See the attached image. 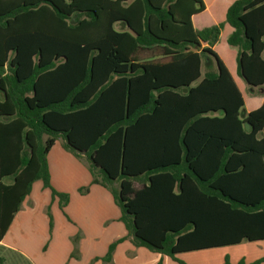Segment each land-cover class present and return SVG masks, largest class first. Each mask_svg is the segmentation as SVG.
I'll return each mask as SVG.
<instances>
[{"label":"trees","instance_id":"trees-1","mask_svg":"<svg viewBox=\"0 0 264 264\" xmlns=\"http://www.w3.org/2000/svg\"><path fill=\"white\" fill-rule=\"evenodd\" d=\"M225 23L236 75L264 88V0H233L221 22L203 0H0V241L34 181L68 203L50 183L57 138L135 246L186 264L178 253L264 240V98L245 111L214 48ZM123 239L92 261L112 264Z\"/></svg>","mask_w":264,"mask_h":264},{"label":"crops","instance_id":"crops-1","mask_svg":"<svg viewBox=\"0 0 264 264\" xmlns=\"http://www.w3.org/2000/svg\"><path fill=\"white\" fill-rule=\"evenodd\" d=\"M203 1L214 20L218 22L217 20L220 18L224 19L226 8L233 0ZM224 27L223 36L227 38L232 31V27L226 23L223 28ZM218 44L215 45V50H217ZM228 50L231 52L228 58L229 63H226L224 60L223 61L234 77V73L236 74V61L234 62V56L236 58L237 50L234 51V49L229 48ZM251 100L257 101V103H254L255 105L253 107H249L250 110L258 107L263 101L262 100L258 105V99H250L247 102V106ZM83 156L84 154H81L79 157H76L70 151L66 150L63 146V140L61 138H57L55 140L46 156L50 172V183L56 190L60 192H67L69 194L68 203L64 206L63 210L60 209L58 199L57 197L52 199L50 189L44 188L40 180L34 181L29 195L25 197L21 203L20 209L14 214L8 230L6 231L2 241H0V245L8 249L18 250L24 254L25 257H28L31 261H33L34 264H56L52 256L56 253V251H60L61 249L63 250L62 264H64V259L69 256L71 251L70 239L80 230V233H82L83 236L82 239L79 240V253L81 259H70V261L66 264H104L101 260H92L96 257L104 256L107 252L108 245L119 238L124 239L117 244L114 250L112 264H180L167 255L150 251L143 246H135L132 243L131 236L128 235L123 222L120 220L121 211L115 204L110 191L99 184H91L92 176L89 164L88 161L86 162L83 159ZM37 185L39 187L38 192H40L43 196H45L46 193L50 196L49 200H43L40 208L46 211V216L47 207L49 206L51 208L52 211L50 212H52V216L54 218L51 229L49 228L48 217L47 222L41 223L42 225H39V228L35 229V226H37L35 220L37 216H35V213L37 211L38 201L32 200L30 194L33 186ZM87 185L89 186L87 193H80L78 191L79 187ZM58 209L60 211L59 213H57ZM80 216L82 220L81 224L76 220V218H79ZM69 219L70 221L74 220L78 224L76 228L71 227ZM23 228H27L30 232L34 234L38 233L39 236H41V238L38 239V242L42 243L41 250L45 251H42L43 255L49 252L51 259L34 260L32 256L27 253V250L30 249L26 246L25 238L23 240V247L20 244V246L16 248L15 245L7 240L10 233L21 236L23 234ZM216 248L219 247L201 249L211 253L209 254V259L213 260L210 261V263L203 264H220V258L213 259L214 255L212 253L216 250ZM201 250H195V253ZM88 252L92 253L89 254ZM190 252L194 251L181 252L178 253L176 257L184 261L186 264H202V258H181L184 255H190ZM240 259H243V257ZM240 259H235V261H232V264H236ZM255 259L245 261L251 262ZM262 264H264V262Z\"/></svg>","mask_w":264,"mask_h":264},{"label":"rangeland","instance_id":"rangeland-1","mask_svg":"<svg viewBox=\"0 0 264 264\" xmlns=\"http://www.w3.org/2000/svg\"><path fill=\"white\" fill-rule=\"evenodd\" d=\"M223 20L224 19L220 18L217 21L221 22ZM115 28L117 30L121 29L122 25L120 23H118L115 25ZM224 29H225V27L222 29V32L220 35V41H219L220 45L218 44V48L216 51L219 54V56L226 63H229L228 58H229L231 52L228 50V48L234 49V51H236L237 49L229 46L226 43V37L223 36ZM225 46H226V48H225ZM142 56H147V51L145 53H143ZM201 60H202V68H201L202 73L206 72L207 70H213L214 69V63H213L214 61L210 56L202 55ZM234 62H235V56H234ZM234 75H235L234 77H235L236 83L239 86V88L242 92L244 101H245V111L250 110V108L247 106V102L250 99H258L259 100L258 105H259L260 102L264 98V88L261 86L250 87V86L246 85L244 82H242L235 73H234ZM44 138H45V136H44ZM83 159L87 162V158L85 157V155L83 156ZM6 181H10V179H7ZM115 186H116V184H115ZM38 188H39L38 185L33 186L32 192L30 194V197L32 198V200L38 201V207H37V211L35 213V216H37V218L35 219L36 223H37V226H35V229H38L39 225L40 226L42 225L41 223L47 222V217H48V221L50 218L49 214H47V216H46V211H44L40 208L43 200H45V201L49 200L50 196L48 193H46V195L43 196L40 192H38ZM65 193H67V192H65ZM39 208H40V210H39ZM50 211H52L51 208H50ZM59 212L60 211L58 209L57 213H59ZM74 213L76 214L75 211H74ZM51 216H52V212H51ZM52 220H54L53 216H52ZM76 220L79 221L81 224V222H82L81 216L79 218H76ZM69 223L71 224L72 228H76V226L78 225L74 220L70 221V219H69ZM39 233H40V230H39ZM82 237L83 236H82V233H80V230L75 235H73L71 237V239H70L71 240V246H70L71 251L69 253V256L66 259H64V264H66L68 261H70V259H76V260L81 259V256L79 253L80 252L79 240H81ZM24 238L26 239V246L28 247V249H30V250H27V253H28V255L32 256V258L34 260L37 261V259H40V260L41 259L44 260V259H48V258L51 259L49 252H47L45 255H43V252H45V251L41 250L42 243L38 242V239L41 238V236H39L38 233L34 234V233L30 232L27 228H23V234L21 236H19L18 234L15 235L13 233H10L7 237V240H9L13 245H15V248H16V247H19L20 244H21V246L24 245L23 244ZM62 251L63 250L60 249V251H56V253L52 256L54 258L56 264H62V262H63ZM90 253H92V252H90ZM190 253H191L190 255H184L181 258H183V259L184 258H187V259H189V258H197V259L202 258L201 259L202 264L203 263H210V261H213V260L209 259V257H210L209 254H211V253H208V251H206V250L197 251V253H195V251L190 252ZM212 254L214 255L213 259H215V258L221 259L220 264L224 261L225 256H228L229 261L231 263H232V261H235V259H240L241 257H243L244 260H251V259H255V258L257 259L261 256H264V240L252 241V242L243 241L242 243L237 244V245H229V246L219 247V248H216V250L213 251ZM0 259L2 260L1 264H34L33 261H31L28 257H25V255L22 254L21 252H19L18 250L8 249L2 245H0Z\"/></svg>","mask_w":264,"mask_h":264},{"label":"water","instance_id":"water-1","mask_svg":"<svg viewBox=\"0 0 264 264\" xmlns=\"http://www.w3.org/2000/svg\"><path fill=\"white\" fill-rule=\"evenodd\" d=\"M216 62V61H215ZM183 91H185V89H183ZM245 129L248 130L249 129V125L247 123H245Z\"/></svg>","mask_w":264,"mask_h":264}]
</instances>
